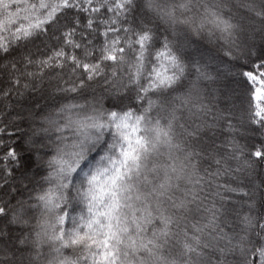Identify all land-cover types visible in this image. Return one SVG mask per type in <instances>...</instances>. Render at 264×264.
<instances>
[{"label": "snow or ice", "instance_id": "obj_1", "mask_svg": "<svg viewBox=\"0 0 264 264\" xmlns=\"http://www.w3.org/2000/svg\"><path fill=\"white\" fill-rule=\"evenodd\" d=\"M0 264H264V0H0Z\"/></svg>", "mask_w": 264, "mask_h": 264}]
</instances>
